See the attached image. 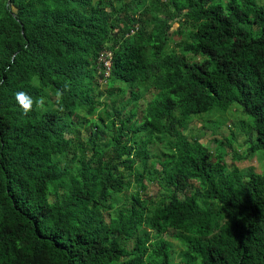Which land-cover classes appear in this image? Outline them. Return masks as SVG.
Returning a JSON list of instances; mask_svg holds the SVG:
<instances>
[{
	"label": "trees",
	"instance_id": "obj_1",
	"mask_svg": "<svg viewBox=\"0 0 264 264\" xmlns=\"http://www.w3.org/2000/svg\"><path fill=\"white\" fill-rule=\"evenodd\" d=\"M158 3L145 18L143 0H0V264H264V169L230 168L222 150L213 157L179 128L235 102L254 131L248 150L264 151V0ZM174 21L195 32L178 41ZM106 49L104 76L97 57ZM102 79L109 94L129 87L131 101L134 84L152 94L139 117L133 105L87 125L73 170L55 155L71 144L77 111L97 108ZM17 91L32 98L28 113ZM153 140L165 144L152 172L172 188L169 199L136 191L114 206L108 199L131 182L118 167L146 164ZM169 229L183 245L176 262Z\"/></svg>",
	"mask_w": 264,
	"mask_h": 264
},
{
	"label": "rangeland",
	"instance_id": "obj_2",
	"mask_svg": "<svg viewBox=\"0 0 264 264\" xmlns=\"http://www.w3.org/2000/svg\"><path fill=\"white\" fill-rule=\"evenodd\" d=\"M159 0H143V4L146 5V12L143 17L147 18L151 16L154 9L152 2L155 6H159ZM262 2L263 0H257ZM165 6L161 7V15H164L165 11L170 10V5L165 2ZM119 3L117 2L116 5ZM150 28V25H148ZM256 29V26H254ZM179 32L178 41L188 39V32L194 33L195 28L191 25L190 21H182L180 24L174 21L170 33ZM176 48L174 42L171 47ZM191 59H199L198 54L190 56ZM100 84L96 85L93 92L95 101L98 104L97 108L92 113H84L83 111H77L79 119H81L79 125L71 127L70 135L72 136L71 144L66 151H63L55 155V158L59 159L61 163L67 162L69 166L74 170L78 166L71 160V155L79 145V141L82 140L85 134V128L87 125H93L95 121L99 120V117H104L107 112L110 114L104 121L108 122L112 116L120 119L127 115V110L134 105L136 116L139 117L142 112V108L145 99L152 94V88L148 87L147 83L141 82L134 84L132 90L135 91L138 97L131 101V95L129 93V87H122L121 91H114L111 94L107 93L105 86L103 85L104 79L99 80ZM97 92H100L98 95ZM43 99V98H41ZM113 110H119V114H113ZM174 112H176L174 110ZM250 120L241 111L240 106L233 102L224 111L220 112L215 108L201 112L199 114L192 115L188 121L180 128L181 132L189 139L197 138L202 145L209 151V153L216 157V153L221 151L223 158L226 160L228 167L232 168L237 166L241 171H262L264 169V151L256 149L254 151L248 150L249 141L254 136V131L250 127ZM129 123V122H128ZM108 132L104 131L100 137V146L106 140ZM143 135L142 132H136L135 136L140 138ZM230 140L228 146H221L217 139ZM165 150V144L161 141H152L147 144L146 151V164H142V161H137L132 168H124L119 166L118 169L124 172V175L131 178L130 185L126 190L113 194L108 201L113 203L114 206H124L130 200V194L133 192H139L144 198H152L160 203V201L168 200L172 188L163 183L160 176L155 174L152 168H160V158ZM236 155V156H235ZM145 166V167H144ZM196 183V182H195ZM179 196H183L181 192ZM175 230L169 229L166 235H163L169 243V255L172 261L179 260V251L183 248L182 243L173 235Z\"/></svg>",
	"mask_w": 264,
	"mask_h": 264
},
{
	"label": "clouds",
	"instance_id": "obj_3",
	"mask_svg": "<svg viewBox=\"0 0 264 264\" xmlns=\"http://www.w3.org/2000/svg\"><path fill=\"white\" fill-rule=\"evenodd\" d=\"M136 28L137 25L132 27L130 31L133 32L134 29ZM101 53H102V57H100ZM111 57H112V52L109 49L100 51L98 54L97 63L99 67L103 70L104 76L108 75L111 72V65H112ZM104 61H107V63H105ZM15 98L25 113H28L29 111L32 110L33 100L26 92L17 91L15 93ZM35 103L37 104L38 107L42 106V100H37Z\"/></svg>",
	"mask_w": 264,
	"mask_h": 264
},
{
	"label": "built area",
	"instance_id": "obj_4",
	"mask_svg": "<svg viewBox=\"0 0 264 264\" xmlns=\"http://www.w3.org/2000/svg\"><path fill=\"white\" fill-rule=\"evenodd\" d=\"M100 57H102V53L100 54ZM105 63H107V61H104Z\"/></svg>",
	"mask_w": 264,
	"mask_h": 264
},
{
	"label": "bare ground",
	"instance_id": "obj_5",
	"mask_svg": "<svg viewBox=\"0 0 264 264\" xmlns=\"http://www.w3.org/2000/svg\"><path fill=\"white\" fill-rule=\"evenodd\" d=\"M102 75V74H101ZM108 77V76H107Z\"/></svg>",
	"mask_w": 264,
	"mask_h": 264
}]
</instances>
